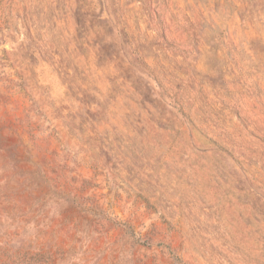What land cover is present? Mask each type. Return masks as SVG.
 Returning a JSON list of instances; mask_svg holds the SVG:
<instances>
[{
	"label": "rangeland",
	"instance_id": "rangeland-1",
	"mask_svg": "<svg viewBox=\"0 0 264 264\" xmlns=\"http://www.w3.org/2000/svg\"><path fill=\"white\" fill-rule=\"evenodd\" d=\"M0 264H264V0H0Z\"/></svg>",
	"mask_w": 264,
	"mask_h": 264
}]
</instances>
